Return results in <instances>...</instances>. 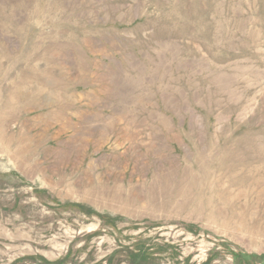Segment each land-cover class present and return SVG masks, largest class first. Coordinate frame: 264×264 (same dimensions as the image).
<instances>
[{"label":"rangeland","instance_id":"obj_1","mask_svg":"<svg viewBox=\"0 0 264 264\" xmlns=\"http://www.w3.org/2000/svg\"><path fill=\"white\" fill-rule=\"evenodd\" d=\"M0 264H264V0H0Z\"/></svg>","mask_w":264,"mask_h":264}]
</instances>
